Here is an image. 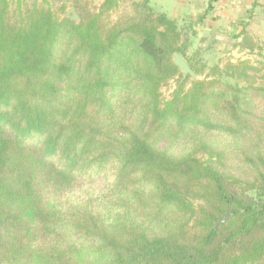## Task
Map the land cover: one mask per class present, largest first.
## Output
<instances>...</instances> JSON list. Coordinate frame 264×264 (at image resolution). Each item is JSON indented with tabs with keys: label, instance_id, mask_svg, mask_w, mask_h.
I'll return each instance as SVG.
<instances>
[{
	"label": "trees",
	"instance_id": "obj_1",
	"mask_svg": "<svg viewBox=\"0 0 264 264\" xmlns=\"http://www.w3.org/2000/svg\"><path fill=\"white\" fill-rule=\"evenodd\" d=\"M67 1L0 0V264H264V72L181 78L149 0Z\"/></svg>",
	"mask_w": 264,
	"mask_h": 264
},
{
	"label": "rangeland",
	"instance_id": "obj_2",
	"mask_svg": "<svg viewBox=\"0 0 264 264\" xmlns=\"http://www.w3.org/2000/svg\"><path fill=\"white\" fill-rule=\"evenodd\" d=\"M14 1L15 0H12L13 5ZM102 1L103 0H84V3L90 11H97ZM137 1L138 0H120L118 5L109 10L108 13L103 17L104 23L111 24L125 17L126 15L131 14L132 7ZM181 1L184 2L185 0H149V5L153 11L164 12L167 17L176 20L183 39L187 40L189 44L187 48V57H189L194 64L204 67L202 76H197L198 78H202L204 73H207L213 64L222 65L226 61H235L240 59L239 56L236 55L237 53L230 54V52H227L226 49L220 48L216 42L209 39L205 32L198 29V23H203L202 20H198V16L201 14H189L190 12H186L183 7L177 5ZM65 3L68 6V11L71 8V3L67 0H65ZM250 62L255 68L259 69L256 72L257 77L264 72L263 57H253ZM249 72L251 73L252 71ZM175 83V78L170 79L165 85L161 87L160 92L162 99H167L170 97L171 92L175 88ZM251 100L254 116L250 117V121L252 124H257L256 118L262 116L264 112V98L252 94ZM163 145L164 143L159 144V146ZM178 146L179 143L174 146L176 150L178 149ZM238 174L241 175L240 173ZM105 185L106 179L100 174H97L92 179L91 187L96 191H99Z\"/></svg>",
	"mask_w": 264,
	"mask_h": 264
},
{
	"label": "crops",
	"instance_id": "obj_3",
	"mask_svg": "<svg viewBox=\"0 0 264 264\" xmlns=\"http://www.w3.org/2000/svg\"><path fill=\"white\" fill-rule=\"evenodd\" d=\"M202 15L198 29L240 59L264 58V0H185L177 4Z\"/></svg>",
	"mask_w": 264,
	"mask_h": 264
},
{
	"label": "water",
	"instance_id": "obj_4",
	"mask_svg": "<svg viewBox=\"0 0 264 264\" xmlns=\"http://www.w3.org/2000/svg\"><path fill=\"white\" fill-rule=\"evenodd\" d=\"M65 15L68 16L74 22H78L79 20V17L73 8H70ZM172 62L175 66L178 67L181 73V78H185L186 76H188L190 81H195L198 79L196 72L191 68L187 60L180 53H173ZM230 213L231 212L226 213L222 219L215 222V225L226 220Z\"/></svg>",
	"mask_w": 264,
	"mask_h": 264
}]
</instances>
